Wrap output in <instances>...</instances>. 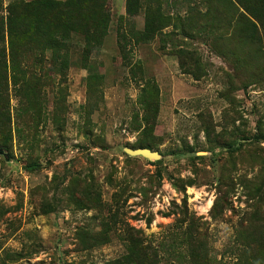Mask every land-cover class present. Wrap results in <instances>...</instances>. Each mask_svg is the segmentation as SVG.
<instances>
[{"label": "rangeland", "instance_id": "rangeland-1", "mask_svg": "<svg viewBox=\"0 0 264 264\" xmlns=\"http://www.w3.org/2000/svg\"><path fill=\"white\" fill-rule=\"evenodd\" d=\"M158 1L175 22L192 8L205 10L200 0ZM124 3L108 0L107 34L90 54L82 37L72 35L66 61L50 68L46 54L42 67L32 70L40 81L35 106L19 102L9 81L11 117L3 136H10V150L0 148V264H102L125 253L122 237L129 227L156 246L169 244L183 199L204 223L212 261L236 264L233 250L243 245L238 222L251 201L237 186L219 217L212 218L210 209L223 165L234 179L264 173V142L253 138L258 123L264 125V83L232 90L227 83L232 69L216 52L214 36L194 30L191 38L173 30L164 45L160 37L130 43L122 53L117 19H124L126 33L144 24L143 9L130 18ZM182 46L199 56L205 69L200 79L180 70L174 51ZM128 64L140 65L158 87L150 132L144 130L139 100L144 84L140 74L132 77ZM227 90L229 96H222ZM140 138L152 142L160 159L125 153ZM230 138L242 145L241 153L229 155L224 144ZM31 161L40 168L27 170ZM103 223L109 242L83 249L80 229L99 232Z\"/></svg>", "mask_w": 264, "mask_h": 264}, {"label": "trees", "instance_id": "trees-1", "mask_svg": "<svg viewBox=\"0 0 264 264\" xmlns=\"http://www.w3.org/2000/svg\"><path fill=\"white\" fill-rule=\"evenodd\" d=\"M200 1L205 10L192 8L190 16L178 18L175 22L173 17L163 12L158 0H125V16L134 17L143 9L144 24L141 31L130 28L126 33L123 31L124 19H117L120 50L125 53L128 44H146L157 37L164 45L167 42L165 38L172 35L173 30L191 38L194 30L205 33L211 39L214 36L218 44L216 52L230 63L232 71L227 73V83L232 90L240 86L246 88L251 83H264V0ZM107 3L108 0H12L4 5L0 0V148L10 150V136H3L11 117L9 81L19 102L23 100L26 108L30 104L35 106L40 81L34 77L32 70L42 67L39 63L46 54L51 62L50 68H58L61 62L66 61L72 35L82 37L85 55L100 46L108 30ZM169 28L170 31L165 32ZM174 53L183 73L195 80L205 75L195 50L182 46ZM127 66L132 77L140 74L138 78L144 84L139 100L143 106L144 130L150 132L152 128L148 126L154 124L158 112L157 84L154 79L143 75L140 65ZM66 68V63H63V69ZM230 92L227 90L222 96L227 97ZM263 126L259 122L257 133L253 135L260 143L264 142ZM239 145L237 140L230 138L224 147L233 156L235 152L241 153ZM130 148L153 150V144L148 138H140L136 147ZM259 164L257 159L256 165ZM25 168L37 170L40 164L31 161ZM215 181L218 195L210 209L212 218L219 217L228 208L229 197L237 186L245 192L248 202L251 201L248 205L250 210L244 213V221L243 216L238 222L243 245L233 250L236 264H264V173L253 178L244 176L234 179L230 176V166L225 164L219 169ZM178 209L173 223L176 229L169 235V244L161 242L156 246L141 231L129 227L122 237L125 253L102 264H163L161 260L184 264H221L213 262L210 257L201 218L189 212L185 199ZM102 226L104 228L99 232L80 229L79 244L83 249L109 242V227L106 223Z\"/></svg>", "mask_w": 264, "mask_h": 264}, {"label": "water", "instance_id": "water-1", "mask_svg": "<svg viewBox=\"0 0 264 264\" xmlns=\"http://www.w3.org/2000/svg\"><path fill=\"white\" fill-rule=\"evenodd\" d=\"M125 153L128 155V156H131V157H142L146 160H149V161H156L158 159H160L161 155L158 151H154V150H151L149 148H136V149H132L130 147L128 148H125L124 149ZM3 152L0 150V154H2Z\"/></svg>", "mask_w": 264, "mask_h": 264}]
</instances>
